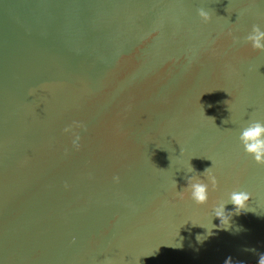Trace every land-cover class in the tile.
I'll return each mask as SVG.
<instances>
[{
  "label": "water",
  "instance_id": "1",
  "mask_svg": "<svg viewBox=\"0 0 264 264\" xmlns=\"http://www.w3.org/2000/svg\"><path fill=\"white\" fill-rule=\"evenodd\" d=\"M254 25L264 0H0V264L258 261L264 165L240 140L264 124ZM233 191L251 199L223 229Z\"/></svg>",
  "mask_w": 264,
  "mask_h": 264
},
{
  "label": "clouds",
  "instance_id": "2",
  "mask_svg": "<svg viewBox=\"0 0 264 264\" xmlns=\"http://www.w3.org/2000/svg\"><path fill=\"white\" fill-rule=\"evenodd\" d=\"M198 15L202 18L204 22H209L211 20V16L208 12H206L203 8L198 10ZM231 35V33H229ZM247 39L251 42L253 50L264 51V43H261L264 40V31H261L259 26H253L252 34L247 37ZM77 127L81 125L77 124ZM65 132H69V128H65ZM80 137L76 135L73 140V146L77 149L80 147L79 144ZM240 140L244 145L245 152L251 155L254 158V161L259 165H264V124H261L259 121L251 124L248 128H246L241 136ZM204 175H207L213 185V188L216 187L217 181L214 176L211 175L210 168H206L204 170ZM114 180L118 182L119 177H114ZM191 191V199L195 202L196 205H205L209 201V190L208 184L197 181L193 182V178H188L187 187ZM180 199L185 198V192L180 191L177 193ZM251 199V194L246 191H233L227 203L232 204L234 206V212L226 211V204L220 203L218 206L214 207L213 215L215 218L219 219L220 225L223 224L226 227L223 229H228L231 224V217L235 214H239L241 211L247 209L249 201ZM221 228V227H220ZM208 235H211V231H208ZM205 237L198 236V240H203ZM225 264H233L232 258L229 257ZM258 264H264V253L259 254Z\"/></svg>",
  "mask_w": 264,
  "mask_h": 264
},
{
  "label": "built area",
  "instance_id": "3",
  "mask_svg": "<svg viewBox=\"0 0 264 264\" xmlns=\"http://www.w3.org/2000/svg\"><path fill=\"white\" fill-rule=\"evenodd\" d=\"M245 264H258V261H251V262H247Z\"/></svg>",
  "mask_w": 264,
  "mask_h": 264
}]
</instances>
